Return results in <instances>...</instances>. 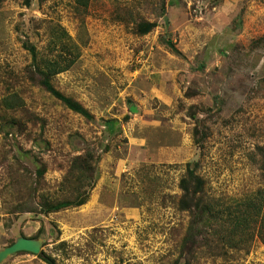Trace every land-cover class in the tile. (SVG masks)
<instances>
[{
	"label": "rangeland",
	"instance_id": "1",
	"mask_svg": "<svg viewBox=\"0 0 264 264\" xmlns=\"http://www.w3.org/2000/svg\"><path fill=\"white\" fill-rule=\"evenodd\" d=\"M59 28L80 58L51 84L89 117L42 85L43 62L65 54ZM86 154L98 160L88 201L47 213L75 198L64 179ZM263 157L264 0H0L6 247L42 231L56 264H264L260 240L184 243L178 207L190 171L215 200L264 188ZM3 264L48 263L20 253Z\"/></svg>",
	"mask_w": 264,
	"mask_h": 264
},
{
	"label": "trees",
	"instance_id": "2",
	"mask_svg": "<svg viewBox=\"0 0 264 264\" xmlns=\"http://www.w3.org/2000/svg\"><path fill=\"white\" fill-rule=\"evenodd\" d=\"M89 1L77 0L78 4L83 7H88ZM153 28L154 24L141 25L140 33L142 35L148 34ZM51 34L53 39L56 38L63 43L62 47H64L65 54L43 62L45 78L42 80V85L68 109L89 117L91 115L79 102L65 97L51 84V79L54 76L70 70L80 58V53L70 42V38L67 43L69 34L64 29H53ZM50 42L55 47L60 46L54 40ZM97 162L98 160L92 154L82 155L74 159L64 183L67 184L72 181L79 184L72 189L75 198L73 200L65 199L56 205L47 204V213L81 207L86 204L95 186ZM261 168L264 171V157ZM181 191L182 196L178 207L190 215L184 243L197 244L199 241L212 242L217 239L222 248L245 249L256 240H260L264 245V188L234 201L215 200L205 194L204 181L196 177L193 171H190L188 177L182 181ZM38 232V235L33 239H37L42 231ZM20 237L26 236L21 235ZM38 257L48 264H56L53 259L44 257L42 253Z\"/></svg>",
	"mask_w": 264,
	"mask_h": 264
},
{
	"label": "water",
	"instance_id": "3",
	"mask_svg": "<svg viewBox=\"0 0 264 264\" xmlns=\"http://www.w3.org/2000/svg\"><path fill=\"white\" fill-rule=\"evenodd\" d=\"M43 244L44 240L42 239L19 237L13 244L0 250V264L19 253H29L38 256L41 254Z\"/></svg>",
	"mask_w": 264,
	"mask_h": 264
},
{
	"label": "crops",
	"instance_id": "4",
	"mask_svg": "<svg viewBox=\"0 0 264 264\" xmlns=\"http://www.w3.org/2000/svg\"><path fill=\"white\" fill-rule=\"evenodd\" d=\"M145 142H146L145 140H142L141 139V143L142 144L145 143ZM163 149H164V152L168 153L169 155L171 154V151L170 150H172V149H170L169 147L168 148H163ZM174 151H172V152H174ZM33 229L36 230V228H33ZM7 234L8 233H7V230H6L5 226H4L3 220L0 218V247L2 246V248H0V250L3 249L4 247H6V244L5 243H6L7 240H5V239L8 238V235ZM26 237L29 238L30 236H26Z\"/></svg>",
	"mask_w": 264,
	"mask_h": 264
}]
</instances>
